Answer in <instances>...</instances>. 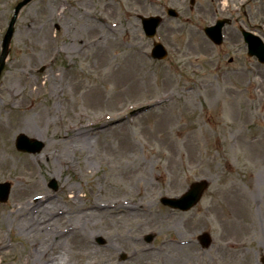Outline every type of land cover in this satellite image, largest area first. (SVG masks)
<instances>
[{
    "label": "rangeland",
    "instance_id": "rangeland-1",
    "mask_svg": "<svg viewBox=\"0 0 264 264\" xmlns=\"http://www.w3.org/2000/svg\"><path fill=\"white\" fill-rule=\"evenodd\" d=\"M19 1L0 0V52ZM198 4L209 21L217 14L233 19L222 45L206 36L199 16L185 20L190 0H32L22 9L0 79V146H7L0 152L5 155L0 182L12 184L8 200L0 201V246L5 245L0 264H25L29 230L20 226L26 217L14 211L27 197L39 200L38 191L67 214L76 204L82 208L93 200L120 198L171 219L165 217L155 231L149 230L154 221L146 216L139 224L137 212L123 208L81 219L92 246L64 237L57 250L73 264H86L89 256L104 264H142L140 252L132 256L137 246L118 250L117 235L131 231L136 237L144 234L141 239L149 245L187 236L189 247L167 250L152 264H264V64L247 55L240 32L245 26L264 38V0ZM169 5L180 17H168L160 27L156 39L169 54L154 59V39L145 34L139 15H166ZM38 86L44 88L34 100L42 111L31 116L38 127L32 133L16 125L22 107L13 95L23 97ZM115 116L100 128L128 125L101 135L93 131L89 145L63 136L71 135L73 123ZM21 133L41 140L42 148L18 149ZM202 178L210 186L188 210L162 203V197L180 196ZM38 181L41 188L35 187ZM74 191L80 193L76 204ZM32 209L37 214L38 204ZM204 232L213 238L209 247L199 240ZM41 239H34L36 246ZM90 247L98 252L90 253Z\"/></svg>",
    "mask_w": 264,
    "mask_h": 264
},
{
    "label": "bare ground",
    "instance_id": "bare-ground-1",
    "mask_svg": "<svg viewBox=\"0 0 264 264\" xmlns=\"http://www.w3.org/2000/svg\"><path fill=\"white\" fill-rule=\"evenodd\" d=\"M96 27V26H95ZM95 27L92 25L90 28L91 30H94ZM78 41V39H75ZM57 76L53 77L51 84H53ZM37 83V82H36ZM44 86H38L35 90L30 91L28 95H25L23 97H20L19 94H14L13 97H16V100L19 99L20 106L22 109H20V113L18 115V118L16 119V125L17 126H25L28 131L34 133L35 130L37 131L38 127L35 125V123L32 121L31 116L35 112L42 111V108L40 105L36 102L35 95L38 94L39 91H42ZM11 94V89L7 90ZM12 95V94H11ZM235 107L232 106L231 109H234ZM116 116L114 118L109 117L108 120H102L98 123H90V122H80V123H73L70 127V133L68 132L63 133L64 138L65 137H71L73 142H83L86 144L90 141V138H93L92 134L93 131L97 132V134H106L108 131H112L116 128L120 127H126L128 124L125 122L122 123H115L113 124V127L109 128H100L102 124H110L112 121L116 120ZM100 124V125H99ZM66 135V136H65ZM79 137V138H78ZM72 141H67L68 143H73ZM6 143L4 142L0 146V152L6 151ZM74 148H78L77 146ZM78 150H82L79 149ZM48 157H54L55 152H48ZM59 154L57 155L58 158ZM5 155L0 157V163H3ZM62 160H64L62 158ZM31 161H33L31 159ZM40 182L38 181L35 187H40ZM37 188V189H38ZM17 194H23L25 196V192H22L21 189L16 190ZM37 197H39V200L31 201L28 199H24L20 202L19 206L14 211V214H21L24 217H26V220L23 221L20 226L26 230H29L26 238L27 242L29 243L27 254L25 256V264H73L71 260L66 261L62 255L61 252L57 251L62 246V238L67 237L65 239H70V237H79L81 240V244L84 246H92V241L90 236H88L85 227L80 224L81 219L95 217L98 215L100 211H106V212H115L119 211L120 208L126 209L127 211H136L139 218L138 222L139 224H145L146 218L148 217L150 221H154L156 224L153 228L149 230H153L156 228H161L163 226V223L165 221L166 213L159 211L158 209L146 206L142 202L141 203H130L128 200L124 199H117L115 201L110 202H101L99 200H93L90 206L86 207H79L76 203L78 202L80 198V193L78 191H74V194L71 195V199L73 200V203L76 204L74 207L75 209L70 213L69 210L64 208L55 207L52 200L47 199V195L45 192H37L35 194ZM86 196V195H85ZM45 203V205H43ZM47 203V204H46ZM38 204L39 211L35 214L32 210V207H35V205ZM42 205V207H40ZM65 214V215H62ZM147 216V217H146ZM116 217H119L117 214ZM76 219L77 223L71 224L67 223L69 219ZM167 222L170 221L169 217H166ZM169 219V220H168ZM92 220V219H91ZM66 225V228L64 230H60V227L62 224ZM91 222V221H90ZM51 224L54 225V228H50ZM76 224V225H75ZM85 225V224H84ZM29 227V228H28ZM157 230V229H156ZM132 232V231H131ZM128 232V233H131ZM119 234L117 235V240L119 244V251L123 250L124 246L133 245L137 246L139 249H135V251L132 253L133 257L138 255V252L141 254L138 255L137 261L142 264H152L154 261V257L157 255L160 256V258H163L165 255V252L167 250H172L171 252H177L181 251L182 248H185L186 246L189 247L190 243L187 239V236L185 234H179L176 236H170L168 237V240L165 239L161 244H155V245H149L145 244L141 237H143L144 234L136 237L134 234ZM54 236L57 237L54 239ZM40 238L41 241L39 242V245L36 246V243L34 241L38 240ZM192 244V243H191ZM91 248V247H90ZM5 250V245L0 246V250ZM90 253L98 252L97 247H92L89 250ZM164 255V256H163ZM176 260V259H174ZM101 259H94V257L89 256L88 262L86 264H104L101 263ZM135 261H133L134 263ZM110 264H115L114 262ZM162 264H167L165 261L162 262Z\"/></svg>",
    "mask_w": 264,
    "mask_h": 264
},
{
    "label": "water",
    "instance_id": "water-1",
    "mask_svg": "<svg viewBox=\"0 0 264 264\" xmlns=\"http://www.w3.org/2000/svg\"><path fill=\"white\" fill-rule=\"evenodd\" d=\"M30 1L32 0H22L21 2L18 3V5L16 6V10L15 13L11 19L9 28L4 36V41H3V48H2V52L0 55V76L2 74V71L6 65V59L8 57V54L10 52V44H11V40L15 31V23L17 21L18 15L21 11V9L27 5ZM169 13L170 14H174V10L173 9H169ZM143 22H144V27L145 30L147 32L148 35L153 36L156 32V29L158 27V25L160 24V17L159 16H150V17H142ZM224 23V21H220L218 26H215L211 29H207V32L210 33V35L212 36V38L220 43L222 41V35H221V26ZM244 35L246 40L249 43V54L253 55L256 54L258 55V57L260 58L261 61H264V43L263 41L260 39V37L253 35L250 32L244 31ZM167 54L166 50L164 49V46L162 44L157 43L156 47L154 49V55L157 57H163ZM24 140H28L26 138V136L21 135L19 137V143H21ZM41 144L38 143L37 146H40ZM23 148V144L20 145ZM19 146V147H20ZM24 148H28V147H24ZM34 150V149H33ZM208 182L207 181H200V182H196L194 183L191 188L189 189V191L187 192V194L184 196V198L181 199H170V198H165L163 199L164 202L171 204L175 207H181V208H189L196 199V196L198 197V193L202 192L206 186H207ZM52 185L54 187H56V183L53 182ZM10 193V184L9 183H0V199L2 201H6L8 199Z\"/></svg>",
    "mask_w": 264,
    "mask_h": 264
},
{
    "label": "flooded vegetation",
    "instance_id": "flooded-vegetation-1",
    "mask_svg": "<svg viewBox=\"0 0 264 264\" xmlns=\"http://www.w3.org/2000/svg\"><path fill=\"white\" fill-rule=\"evenodd\" d=\"M199 12H200V13H202V14H203V13H206V11H205V10H203V11H199Z\"/></svg>",
    "mask_w": 264,
    "mask_h": 264
}]
</instances>
